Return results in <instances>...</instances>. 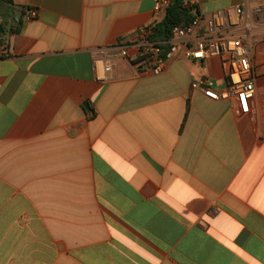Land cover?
I'll return each instance as SVG.
<instances>
[{"label": "crops", "instance_id": "obj_1", "mask_svg": "<svg viewBox=\"0 0 264 264\" xmlns=\"http://www.w3.org/2000/svg\"><path fill=\"white\" fill-rule=\"evenodd\" d=\"M156 1L0 0V264H264V76L245 107L192 89L226 72L185 45L160 75L95 76Z\"/></svg>", "mask_w": 264, "mask_h": 264}, {"label": "built area", "instance_id": "obj_2", "mask_svg": "<svg viewBox=\"0 0 264 264\" xmlns=\"http://www.w3.org/2000/svg\"><path fill=\"white\" fill-rule=\"evenodd\" d=\"M185 2L198 6L197 0ZM170 4L171 0H157L156 15L165 16ZM37 17L38 9L30 8L26 18L30 21ZM156 22L139 27L116 45L100 49L94 58L97 80L110 79L113 64L119 59H130L141 72L160 75L185 45L189 59L203 64L208 58H219L226 72L225 88L219 89L207 76L199 75L192 89L214 101L233 100L238 107L255 100L259 80L264 76V0H245L208 15L198 13L188 26L175 27L166 42L152 39ZM8 48L6 42L0 44V57L8 53Z\"/></svg>", "mask_w": 264, "mask_h": 264}, {"label": "trees", "instance_id": "obj_3", "mask_svg": "<svg viewBox=\"0 0 264 264\" xmlns=\"http://www.w3.org/2000/svg\"><path fill=\"white\" fill-rule=\"evenodd\" d=\"M9 5H14L13 0H2ZM30 8L23 9L24 13H28ZM197 10V11H194ZM200 13L198 6H189L185 0H171V4L168 7L165 17L152 25L153 35L152 39L156 41L166 42L171 36L175 27H186L190 24L195 15ZM19 26L22 22L19 21ZM3 32H0V44L8 41L9 34L6 28L2 25ZM168 48V46H165Z\"/></svg>", "mask_w": 264, "mask_h": 264}, {"label": "rangeland", "instance_id": "obj_4", "mask_svg": "<svg viewBox=\"0 0 264 264\" xmlns=\"http://www.w3.org/2000/svg\"><path fill=\"white\" fill-rule=\"evenodd\" d=\"M4 5H5V4H4ZM6 6H8V5H6ZM4 8H6V7H4ZM2 13H3V14H7V15L11 14L10 10H3ZM12 22H13V21H12Z\"/></svg>", "mask_w": 264, "mask_h": 264}, {"label": "water", "instance_id": "obj_5", "mask_svg": "<svg viewBox=\"0 0 264 264\" xmlns=\"http://www.w3.org/2000/svg\"><path fill=\"white\" fill-rule=\"evenodd\" d=\"M0 32H3L2 26L0 25ZM86 108H89V104H86Z\"/></svg>", "mask_w": 264, "mask_h": 264}]
</instances>
